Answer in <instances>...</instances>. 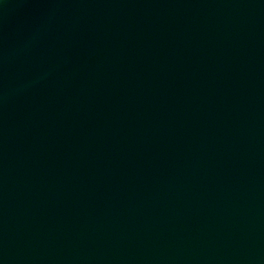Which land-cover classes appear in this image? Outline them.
Returning a JSON list of instances; mask_svg holds the SVG:
<instances>
[{
	"label": "water",
	"instance_id": "1",
	"mask_svg": "<svg viewBox=\"0 0 264 264\" xmlns=\"http://www.w3.org/2000/svg\"><path fill=\"white\" fill-rule=\"evenodd\" d=\"M0 264H264V0H0Z\"/></svg>",
	"mask_w": 264,
	"mask_h": 264
}]
</instances>
